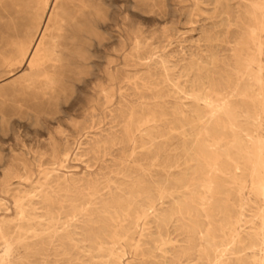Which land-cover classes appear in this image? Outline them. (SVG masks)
Returning a JSON list of instances; mask_svg holds the SVG:
<instances>
[{
  "label": "rangeland",
  "instance_id": "1",
  "mask_svg": "<svg viewBox=\"0 0 264 264\" xmlns=\"http://www.w3.org/2000/svg\"><path fill=\"white\" fill-rule=\"evenodd\" d=\"M58 1L45 13L46 0H0L6 262L264 263V202L231 181L238 167L249 180L255 147L244 133L255 132V108L228 99L238 128L224 110L209 113L250 83L239 75L256 55L258 0H92L84 61L29 84L38 28H46L37 49L44 62ZM257 58L264 65V53ZM241 196L251 202L242 207Z\"/></svg>",
  "mask_w": 264,
  "mask_h": 264
},
{
  "label": "bare ground",
  "instance_id": "2",
  "mask_svg": "<svg viewBox=\"0 0 264 264\" xmlns=\"http://www.w3.org/2000/svg\"><path fill=\"white\" fill-rule=\"evenodd\" d=\"M91 1L92 0H59L58 1L57 11L54 12L55 15L53 17L54 18L53 33H56V36H54V37L52 36L51 38H49L50 40H49V42L45 48V53H44L45 55L43 58L44 62L43 61L40 62L41 58H39V56L37 55V49H38L39 44H40V42L44 36L46 28L45 27L43 28V24H41V26H39L40 28H38V31H37L38 43L35 44V48H34V51L32 53V56H31L29 62L27 63L29 68L31 69V71L28 75L25 74L28 77L29 84L35 83V79L38 78L39 74H41L42 72L43 73H45V72L50 73V75L52 76V81H53L55 76L56 77L57 76H63L65 73H72L77 62L84 61V58L79 57L78 50H79V47L81 44L80 42L82 40L83 32H84L82 29V25L83 24L88 25L90 23V20H91L90 17L92 16V13H93ZM44 6H46L45 13H49L48 11H49V6H50V0H46V5H44ZM251 7L253 10V14L254 15L258 14V16L261 18V20H264V0H258V1L253 2ZM48 21H49V19H48ZM105 29H106V26L103 23L104 32H105ZM260 33H264V22H261V21H260V24L258 25V27L256 29L252 30L250 32V35H249L250 41L255 46V54L256 55H252L247 60L245 59L246 60L245 64L243 62V64H244V67L242 69L243 72L240 73V75H239V78L245 77V79L247 81H250L249 85L241 93H238L236 90H233L231 96H228V97L224 96L223 97L221 95L222 99H220L221 97L219 98L221 101H216L217 107L214 110L210 109L209 113L213 115L215 113V111L224 110L225 122L228 123L230 128H233V127H237L236 126L238 123V121L236 122L237 114H236V116H234L233 113L231 114V113L225 111L227 109V107L230 106V104H232V100L230 101L228 99L239 96V97H241L240 98L241 103H244L245 101L248 100L251 103L252 107L254 106V108H255V111L253 113L254 116L251 118L255 124L254 125L255 132H254V134L253 133L250 134V132L244 133L245 138L247 137L246 141H248V143L252 144L253 147H255V152H253L254 153L253 159L250 157L253 161V165H252V168L249 172L250 174L248 175V173H247V175H248L247 177L249 180L238 178V175L235 172H236V170L239 169V167H238V169L235 168V171L233 170L234 172L232 175V179L231 178L230 179L232 181V184L237 186V190H239L241 192L244 189H249L252 192L253 196L254 195L260 196L262 202H264V134L259 133L261 126H262V123H264V65H262V62L257 58V56L260 57V55L262 53H264V42L261 41L264 39H260L258 37V34H260ZM103 34H105V33H103ZM34 43H35V41H34ZM100 46L105 50V48H106L105 35H103V38L101 39ZM45 63H46V66H44ZM254 87H258V89L256 91H252V89ZM249 91L250 92L252 91L251 94H249ZM247 105H249V104H247ZM230 107H232V106H230ZM221 128H222V126H221ZM230 131H231V129H230ZM222 135H224V134L222 133ZM245 138H244V143H245ZM234 140H232V141H234ZM220 142H223V140H220ZM243 148L245 149V147H243ZM248 148H250V146ZM249 151H250V149H249ZM241 158H243V157H241ZM212 160H213V158H212ZM212 160H211V162H212ZM238 160H240V159H238ZM228 161H229V159H228ZM244 161H246V160H244ZM220 162H222V161H220ZM223 164L224 163H222V165ZM243 166H246V165H243ZM210 167H211L210 168L211 171H214V173H215L216 164H213ZM225 168H224V170H225ZM222 170H223V168H222ZM225 171H223V172H225ZM239 195H240V193H239ZM249 197L250 196H246V197H242L240 199L242 202V205H241L242 207H243V204L245 202L247 204H249L251 202ZM262 238H264V235H262ZM9 250H10V245L5 241L4 251L2 254H0V264H10V263L6 262V260H5V257L7 255V253L9 252ZM9 253H11V251ZM262 257H264V256H262ZM261 264H264V263H261Z\"/></svg>",
  "mask_w": 264,
  "mask_h": 264
}]
</instances>
